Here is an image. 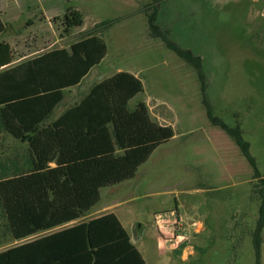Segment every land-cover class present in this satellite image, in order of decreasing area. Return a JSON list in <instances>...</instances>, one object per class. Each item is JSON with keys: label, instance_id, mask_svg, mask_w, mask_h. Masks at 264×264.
Segmentation results:
<instances>
[{"label": "rangeland", "instance_id": "rangeland-1", "mask_svg": "<svg viewBox=\"0 0 264 264\" xmlns=\"http://www.w3.org/2000/svg\"><path fill=\"white\" fill-rule=\"evenodd\" d=\"M151 17L161 35L202 59L205 91L198 70L153 34ZM61 19L58 26L12 27L9 34L19 49V42L34 39L41 49L70 47L94 34L106 40L104 63L66 92L54 117L96 84L132 72L145 92L130 107L147 102L174 125L177 137L140 167L126 182L134 188L121 195L129 200L120 211L123 222L147 263L264 264V0H124L121 17L87 12L84 27L69 34ZM204 99L217 117L241 128L255 166L210 122ZM25 241H14L0 202V252Z\"/></svg>", "mask_w": 264, "mask_h": 264}, {"label": "trees", "instance_id": "trees-1", "mask_svg": "<svg viewBox=\"0 0 264 264\" xmlns=\"http://www.w3.org/2000/svg\"><path fill=\"white\" fill-rule=\"evenodd\" d=\"M61 21L64 34L84 25L83 14L73 7ZM155 21L150 18L153 34L198 70L205 91L202 59L161 35ZM4 50L9 53L4 62L11 64L10 46H0V54ZM107 54L106 41L94 34L0 73L2 126L29 144L33 164L31 171L0 181L10 232L17 242L27 240L1 251L0 264H148L114 213L29 240L85 217L101 202L102 189L135 178L156 150L175 137L174 128L155 121L145 102L130 109L144 85L128 72L96 84L81 102L51 121L65 91L79 85ZM204 102L210 122L255 166L241 128L229 126Z\"/></svg>", "mask_w": 264, "mask_h": 264}, {"label": "crops", "instance_id": "crops-1", "mask_svg": "<svg viewBox=\"0 0 264 264\" xmlns=\"http://www.w3.org/2000/svg\"><path fill=\"white\" fill-rule=\"evenodd\" d=\"M128 6L131 8L132 4L130 3ZM72 7L80 11L83 14L84 25H85V13L87 12L91 15H94L96 18H101V19H104V18L115 19V18L121 17L123 15V10H124V0H0V46L9 45L11 48L10 55L13 56L14 58V61L11 64L7 65L6 62H4V60L9 56V53H7V51L5 50L2 51V53L0 54V73L10 68L16 67L28 60L39 57L45 52H48L50 50L70 48V47H63V48L41 49L37 47L38 43H40L38 39H34V41L31 42L30 44L27 43V41L24 42V46L22 42H19V44L21 45L19 49L16 47V44L11 41V39L9 38V34L12 31V27H22V28L23 27L28 28V27H33V26L39 27L44 24L49 25V26H53L55 24L56 26H58L56 23L60 21V17L61 16L63 17L68 11V9ZM84 25L80 28H83ZM108 53H109V47H108ZM106 58L98 66L102 65L104 61L106 60ZM93 69L91 70V72L93 71ZM128 73H131L135 75L136 77H138L139 79H141L137 74H134L132 72H128ZM88 75L82 80V82L79 85L72 87L65 91V98L62 103H64L66 99V92H72L80 88L81 84L88 77ZM144 92H145V86H144ZM133 100H131V102ZM131 102L129 104V107L131 105ZM141 102H144V101H141ZM145 103L149 107V104L147 102ZM136 107L133 109L130 107V109L134 110L136 109ZM67 109L65 108L63 112L66 111ZM150 113L153 119L157 121L160 125L172 126L174 128V125L171 122H167L165 120L164 118L165 115L163 113H158L156 115L151 112V109H150ZM61 115H58V117L53 116L51 121H55ZM1 121L2 119H1V107H0V181L4 179L12 178L20 173L29 172L33 169L32 155H31L29 144L27 142H22L20 140L15 139L12 136V134L8 132L4 128V126H2ZM176 137H177V134L175 131V137L171 141H173ZM157 150H159V148ZM52 166H55V165L53 164ZM126 182H123L113 187L102 189L101 190V202L99 204L93 207L92 210L79 221L70 223L63 227L64 228L69 227V226L78 224L83 221L92 220L100 216L109 214V213H114L116 214V216L121 221L122 225L127 230V227L125 226L123 219H122L123 213L121 215L120 211L129 202V200L128 201L123 200L121 198V195L123 193H126L127 191H130L132 188H134V186L126 185ZM104 190H107V194H106L105 204L102 205V203L104 202L103 200ZM151 195H154V193L146 194L145 197H149ZM160 217L162 218V220L164 219L162 215H160ZM135 228H136V225H135ZM134 241L136 244L137 243L136 238L134 239ZM189 250H190V247L184 250V255H183L184 260H185V254H187Z\"/></svg>", "mask_w": 264, "mask_h": 264}, {"label": "built area", "instance_id": "built-area-1", "mask_svg": "<svg viewBox=\"0 0 264 264\" xmlns=\"http://www.w3.org/2000/svg\"><path fill=\"white\" fill-rule=\"evenodd\" d=\"M198 226V225H197Z\"/></svg>", "mask_w": 264, "mask_h": 264}]
</instances>
